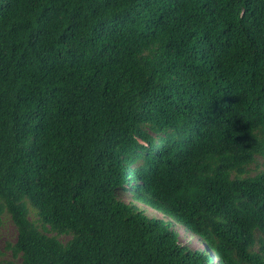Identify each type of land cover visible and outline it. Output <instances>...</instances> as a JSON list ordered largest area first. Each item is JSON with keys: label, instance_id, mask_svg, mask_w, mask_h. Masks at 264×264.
I'll use <instances>...</instances> for the list:
<instances>
[{"label": "trees", "instance_id": "1", "mask_svg": "<svg viewBox=\"0 0 264 264\" xmlns=\"http://www.w3.org/2000/svg\"><path fill=\"white\" fill-rule=\"evenodd\" d=\"M5 217L7 264H264V0H0Z\"/></svg>", "mask_w": 264, "mask_h": 264}, {"label": "rangeland", "instance_id": "2", "mask_svg": "<svg viewBox=\"0 0 264 264\" xmlns=\"http://www.w3.org/2000/svg\"><path fill=\"white\" fill-rule=\"evenodd\" d=\"M261 163L259 164V169L261 168ZM123 199L125 200H132L131 195L127 193L122 194ZM142 206H145L142 204ZM153 213L158 214L157 211L154 209ZM165 218H168L167 216H164ZM180 232H183L185 235L183 240H181L183 243H187L189 247L193 248L195 246H198V244L201 245V243H198V239L195 237H189V234L185 233L184 230L181 229V226H177ZM16 229L11 222V220L8 217L4 218L3 224L0 226V264H7L8 262L12 261L11 253L6 250V243L7 242H14L16 240ZM66 238H64L65 240ZM188 241V242H186ZM18 264V262H16ZM213 264H218V260L213 258Z\"/></svg>", "mask_w": 264, "mask_h": 264}]
</instances>
